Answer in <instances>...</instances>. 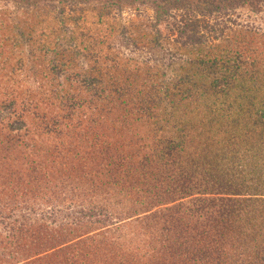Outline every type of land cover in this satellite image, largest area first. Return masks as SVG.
Listing matches in <instances>:
<instances>
[{"label": "trees", "instance_id": "16d2710c", "mask_svg": "<svg viewBox=\"0 0 264 264\" xmlns=\"http://www.w3.org/2000/svg\"><path fill=\"white\" fill-rule=\"evenodd\" d=\"M19 1H50L63 11L69 2L71 10L84 3L79 7L84 22L91 10L105 24H116L102 27L104 31L82 30L83 23L77 22L71 32L99 43L119 32L129 46L145 42L154 54L159 52L158 60L151 57V67L148 62L136 68L117 62L127 75L123 81L130 79L129 87L117 83L106 89L102 77L89 78L90 86L97 85L89 90L91 99L66 105L68 116L59 114L41 125L45 133L63 141L66 136L79 141L74 150L80 166L74 169L84 181H77L82 183L80 190L91 197L63 207L58 201L42 211L35 252L45 255L37 261L264 264V54L242 42L244 37L227 39L234 26L241 25L237 17L244 9L264 13V0ZM142 7L154 11L148 22L122 16L126 8ZM172 36L178 49L163 46ZM52 43L43 45L45 54L64 47L59 41ZM109 49L94 44L83 50L100 60L108 58ZM199 49L203 51L186 61L188 69L180 77L159 79L158 65L163 67L167 56ZM62 53L74 54L68 48L57 55ZM86 105L96 113L75 120ZM121 109L126 117L119 122L134 128L127 147L106 137L105 120L99 116L107 112L114 117ZM8 111V116L18 113L11 107ZM137 126L147 132L137 133ZM25 127V122L11 126L4 138L10 149L21 141ZM67 152L58 153L67 157ZM35 167L39 173L41 167ZM18 207L6 213L0 208L3 249L20 247L22 233L32 225V214L18 215ZM9 252L0 255V264L15 257V249Z\"/></svg>", "mask_w": 264, "mask_h": 264}, {"label": "rangeland", "instance_id": "374dc122", "mask_svg": "<svg viewBox=\"0 0 264 264\" xmlns=\"http://www.w3.org/2000/svg\"><path fill=\"white\" fill-rule=\"evenodd\" d=\"M70 3L63 7V11L59 5L50 1L26 5L19 0H0V114L6 116L0 119V151L3 149L0 153V208H4L6 213L11 208L19 206L18 215L32 214L33 218L32 225L26 226L28 232L22 233L20 247L13 245L3 249L0 246V255L7 253L9 256V251L15 249V257H8L5 264H52L51 258H48V262L37 261V258L45 255L35 252L40 245L36 230L38 223L42 221L40 214L42 211L43 213L48 211L58 201L62 202L63 207L91 197L88 193L84 196L80 190L82 183L77 181L83 180L74 169L80 166L79 157L74 150L79 141L71 136L64 137L63 141V138L56 134L45 133L41 125L52 117H58L59 114L68 116L69 108L65 107L66 105L69 106L72 102L77 105L80 99L82 101L91 99L93 91L89 90L96 88L97 85L90 86L89 78L102 77L106 89L116 86L117 83L129 87L130 79L123 81L127 75L118 67L117 62L135 68L144 67L148 62L147 65L151 67L159 56V52L154 54L150 45L145 42H141L140 47L132 43L129 46L126 38L118 36L119 32L113 33L111 38L106 39V43H99V40L71 32L70 28L72 29L77 22L83 23L82 30L100 28L104 31L102 27L114 25L116 21L110 20L105 24L88 10L87 13L91 14V17L84 22L83 13L79 9L84 3L75 5L73 7L75 10H71ZM122 16L125 20L132 18L148 22L153 18L154 11L150 7L138 10L126 8ZM237 22L241 25L234 26L236 30L229 32L227 39L244 37L242 42H246L256 52L264 54V13L244 9L237 17ZM247 28L250 32H244ZM138 36L140 35L133 34L135 38ZM55 41L61 42L64 46L58 47L60 52L68 48L74 54L57 55L58 50L45 54L42 51L43 45ZM94 44L102 47L111 46L108 58L99 60L93 55H85L84 47ZM165 45L171 49H178L173 36L163 41V46ZM200 51L203 50L193 52L181 50L180 57L167 56L165 65L163 67L158 65L159 79L176 80L188 69L186 61L196 57ZM262 62L264 64V59ZM262 87L264 88V84ZM56 90L58 93H55ZM64 93L70 94L71 98H64ZM73 95L76 100H73ZM96 103L101 105L102 102ZM35 106L40 108H34ZM10 107L18 113L8 116ZM123 110L116 111L114 117L107 112L99 116L105 120L106 128L103 132L106 137L123 142L127 147L134 128L119 122L126 117ZM94 113L96 112L86 105L74 117L75 120L78 117L86 120L89 118L87 116ZM24 122L26 127L20 132L21 141L15 148L10 149L4 141L5 136L10 132L11 126H20ZM136 131L145 133L147 129L137 126ZM68 143L72 144V151L67 152V147H70ZM83 148L89 150L86 144ZM60 151L67 152L65 154L67 157L59 155ZM37 165L41 167L40 180L39 169L35 167ZM9 232L7 229L4 234ZM23 249L24 251H21Z\"/></svg>", "mask_w": 264, "mask_h": 264}]
</instances>
